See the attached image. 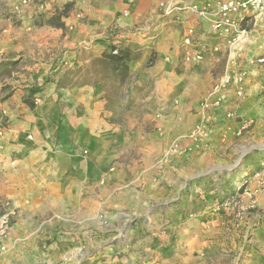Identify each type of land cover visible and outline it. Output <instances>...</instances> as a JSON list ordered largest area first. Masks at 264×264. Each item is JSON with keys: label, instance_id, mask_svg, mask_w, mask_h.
Returning <instances> with one entry per match:
<instances>
[{"label": "crops", "instance_id": "0c3cea01", "mask_svg": "<svg viewBox=\"0 0 264 264\" xmlns=\"http://www.w3.org/2000/svg\"><path fill=\"white\" fill-rule=\"evenodd\" d=\"M7 1L16 0H0V194L12 195L18 209L13 243L21 240L33 248L29 258H38L39 245L51 242L55 249L61 246L52 258L84 259L85 230L100 228L102 204L98 192L87 188L98 182L99 190L110 195L108 186L119 174L111 173L101 188L103 160L126 154L127 161L143 168L132 180L149 186L143 192L123 191L130 203H116L117 211L135 214L141 208L140 221L130 225L131 236L142 228L156 250L163 240L175 247L182 232L191 229L163 220L167 207L173 211L165 205L166 191H174L173 200L184 181L196 182L199 169L209 168L204 169L207 162L227 161L239 118L253 120L250 138L264 140V65L251 63L264 56L262 18L249 17L243 24L247 32L221 57L211 54L195 64L184 60L187 29L195 28L198 43L214 45L217 39L210 22L183 4L199 7L204 0H38L39 14L24 19L6 12ZM162 2L180 7L178 16L164 17ZM112 44L131 54L122 86L119 79H107L110 69L98 65ZM221 63L219 75L215 70ZM225 76L242 77L244 95L230 86L211 96L204 109L205 97ZM107 85L115 87L107 91ZM36 99L41 101L36 104ZM199 126L206 131L201 140L195 132ZM174 143L180 151L167 159ZM81 148L90 155H81ZM155 160L163 173L151 184ZM140 198L143 205L137 201L135 206Z\"/></svg>", "mask_w": 264, "mask_h": 264}, {"label": "rangeland", "instance_id": "374dc122", "mask_svg": "<svg viewBox=\"0 0 264 264\" xmlns=\"http://www.w3.org/2000/svg\"><path fill=\"white\" fill-rule=\"evenodd\" d=\"M221 53L222 51L212 56L221 57ZM210 55L207 54L206 58ZM98 65L103 69L102 64L98 63ZM222 67L221 63L215 70L219 75L222 74ZM215 79L217 80L216 76ZM113 87L107 85V91H111ZM120 91L119 89V93ZM122 93L119 98L122 97ZM208 96L209 94L203 101L204 109L207 108L205 104ZM129 105L128 101L122 107ZM252 121L238 119L240 126L245 123L248 126L238 135L237 131L231 133L234 150L232 156L225 157L227 161L223 160L221 163L216 161L215 163H220L218 165L207 162L204 169L209 168L203 170L204 172L199 169V178L196 182L184 181L182 190L174 195L173 200L171 195L174 191L171 193L166 191L165 202L167 203L165 205L169 204V208L173 211L167 207L163 220L175 221L180 229H191L182 232L181 240L175 243V247L171 243L165 246L166 240L162 239L163 241L159 242L163 243L162 249L156 250L155 242L145 239L147 234L142 228H139L140 234L136 238L131 236L130 225L140 221L138 213L141 208L135 214H129L125 210L117 211L116 203L125 206H129L130 203V199L124 196L123 191L130 190L132 187L134 191L143 192L149 186L145 183L139 184L138 180H132L143 168H140V162L127 161L126 159L129 157L124 154L119 160L115 159L109 162L103 160L105 164H102L101 188H105L111 173L119 174L116 176L117 180L108 186L112 189L110 195L99 190L98 182L95 187L87 188L90 190V194L92 191L98 192L97 199L100 198L102 204L100 214L97 215V219L101 221L100 228L96 229V233L92 228L85 230L86 242L82 249L86 250L84 259L52 258V254L60 252L61 246L55 249L52 247L53 245H50L51 242L39 245L41 255L38 258L34 256L29 258L27 253H35L33 248L30 249L26 243L22 244L21 240L17 244L13 243L11 233L6 250L0 251V264H264V140L257 142L250 138L249 132L255 124ZM202 127L199 126L195 130L200 134L196 136L199 140H201V136L206 135L204 128L203 131H200ZM179 151L178 145L174 143L166 155L167 159L171 155H177ZM79 152L83 156L90 155L87 148H81ZM172 162L170 161V163ZM155 163L152 169L159 165L157 160ZM210 167L212 168L210 169ZM155 172H152L155 174L150 181L151 184L157 183L162 178L163 167L159 168V173L157 168ZM153 189L154 187L150 186V190L158 191L157 187L155 190ZM191 194L192 197H190ZM13 198L12 195L0 194V214L3 211H14L12 221H14L13 217L18 218L19 216L18 209L13 206ZM136 202L139 204L138 207L143 205L141 198L133 202L135 206ZM90 211L92 210L90 209ZM86 218H88V213ZM43 219L44 217H41L38 221ZM121 221L124 222L123 225L118 226ZM113 224H116L117 227H113ZM166 232L163 234L164 236H167L170 230H166ZM193 236H195L194 239ZM188 237L192 238L189 241L192 240L193 250L190 249V243L186 240ZM165 258L167 259L164 260Z\"/></svg>", "mask_w": 264, "mask_h": 264}, {"label": "built area", "instance_id": "2783aa9c", "mask_svg": "<svg viewBox=\"0 0 264 264\" xmlns=\"http://www.w3.org/2000/svg\"><path fill=\"white\" fill-rule=\"evenodd\" d=\"M205 2L201 6H197L192 1L190 3L183 4L184 8H194L200 18L206 19L210 22L211 31L216 37L217 41L214 45H208L206 43H198L196 41V30L194 27H189L183 37V45L186 48L184 60L186 63L201 64L205 61L207 54H215L222 51L224 48L233 47L240 37L244 35L247 30L243 26L246 21H249V17L260 16L264 21V0H204ZM4 9L10 15H15L20 19L25 17L33 18L39 14V1L38 0H16L12 2H5ZM164 17L178 16L180 7L168 5L166 2L161 3ZM125 12V15H128ZM72 27H70L71 29ZM115 47L110 50L114 55H119L121 49ZM251 63H259L264 65V56L252 59ZM244 79L238 77L233 79L231 76L223 77L217 84L214 85L213 90L209 93L206 100L205 107H209L211 96L216 93L222 92L224 89H229L230 86H236L237 95L242 97L244 95L243 83ZM41 100L36 99L35 103H39ZM220 104V100L215 102ZM227 117L232 119L233 114L228 113ZM247 123L242 124L238 133L246 129ZM203 131V127L200 129ZM0 134H2L0 132ZM28 139H32L33 135H27ZM14 211L2 212L0 214V251H4L7 248V242L11 237L13 224L12 214Z\"/></svg>", "mask_w": 264, "mask_h": 264}, {"label": "trees", "instance_id": "16d2710c", "mask_svg": "<svg viewBox=\"0 0 264 264\" xmlns=\"http://www.w3.org/2000/svg\"><path fill=\"white\" fill-rule=\"evenodd\" d=\"M114 47L115 46L112 45L111 50ZM104 57L105 59L102 60L103 66L107 70L110 69L112 71L111 75H109L107 79L111 81L113 80L116 81L117 79H119L120 86H122L125 83L126 79L129 77V66L127 64V61L131 60V54L129 50L124 49L120 52L119 55H114L111 52H109V54L104 55ZM117 88L120 87L119 86L116 87V91Z\"/></svg>", "mask_w": 264, "mask_h": 264}]
</instances>
